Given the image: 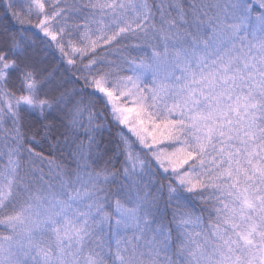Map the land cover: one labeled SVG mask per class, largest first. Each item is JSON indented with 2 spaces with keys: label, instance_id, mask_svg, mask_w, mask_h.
I'll use <instances>...</instances> for the list:
<instances>
[{
  "label": "snow or ice",
  "instance_id": "1",
  "mask_svg": "<svg viewBox=\"0 0 264 264\" xmlns=\"http://www.w3.org/2000/svg\"><path fill=\"white\" fill-rule=\"evenodd\" d=\"M0 264H264V0H0Z\"/></svg>",
  "mask_w": 264,
  "mask_h": 264
}]
</instances>
